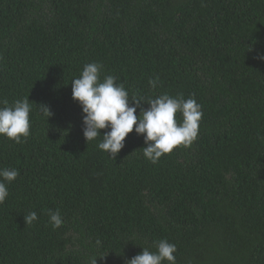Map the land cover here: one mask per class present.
<instances>
[{
	"label": "trees",
	"instance_id": "16d2710c",
	"mask_svg": "<svg viewBox=\"0 0 264 264\" xmlns=\"http://www.w3.org/2000/svg\"><path fill=\"white\" fill-rule=\"evenodd\" d=\"M258 54L264 0H0V102L32 103L27 139L0 136V169L19 172L0 204V264H126L161 239L177 264H264ZM91 62L145 102L194 98L197 139L156 164L135 131L114 160L102 137L86 143L71 81Z\"/></svg>",
	"mask_w": 264,
	"mask_h": 264
},
{
	"label": "clouds",
	"instance_id": "9594fccd",
	"mask_svg": "<svg viewBox=\"0 0 264 264\" xmlns=\"http://www.w3.org/2000/svg\"><path fill=\"white\" fill-rule=\"evenodd\" d=\"M257 59L264 61V54H258ZM103 65L91 62L84 65L78 78L71 81L72 99L81 107L83 136L86 143L102 137L97 147L107 153L113 160L124 147L125 138L135 131L143 136V156L152 164L170 154L177 147L190 146L198 136L199 124L202 118L201 105L194 98L185 99L183 94L171 96L167 93L155 98L129 95L122 83L112 75L101 79ZM159 79L149 80L151 88L155 89ZM131 100V103H130ZM0 107V136L15 143H22L30 135V112L32 103L28 97L17 99L11 105L7 100ZM148 105L147 109L141 107ZM137 109H140L137 115ZM43 114L51 116L48 107L40 105ZM108 131L101 134V130ZM18 169H0V204L9 196L8 184L18 176ZM49 223L55 228L63 224L59 209L48 210ZM36 212L24 216V222L31 225L37 220ZM99 243V242H97ZM155 251L142 248V251L126 264H177L176 245L161 239L155 244ZM88 264H97V257H91Z\"/></svg>",
	"mask_w": 264,
	"mask_h": 264
}]
</instances>
